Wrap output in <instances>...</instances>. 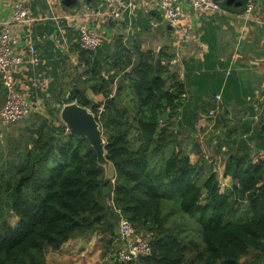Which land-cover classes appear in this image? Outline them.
Instances as JSON below:
<instances>
[{
    "label": "trees",
    "instance_id": "trees-1",
    "mask_svg": "<svg viewBox=\"0 0 264 264\" xmlns=\"http://www.w3.org/2000/svg\"><path fill=\"white\" fill-rule=\"evenodd\" d=\"M80 52L85 77L60 102L94 113L115 175L106 190L94 150L83 135L67 130L59 108L22 119L17 136L6 133L0 140V264H50L46 248L58 250L94 231L108 237L106 255L120 216L151 247L127 264H263L264 121L253 152L229 151L223 175L230 183L221 192L216 173L200 167L203 159L191 163L179 143L164 154L185 92L169 71L170 53L134 47L123 59L99 63L94 52ZM86 84L103 99L89 98ZM3 86L0 80V97ZM201 172L206 176L199 180ZM177 206L198 214L197 228L166 223Z\"/></svg>",
    "mask_w": 264,
    "mask_h": 264
},
{
    "label": "crops",
    "instance_id": "crops-1",
    "mask_svg": "<svg viewBox=\"0 0 264 264\" xmlns=\"http://www.w3.org/2000/svg\"><path fill=\"white\" fill-rule=\"evenodd\" d=\"M16 1L27 4L30 21L10 26L14 51L22 57L13 80L30 113L57 107L82 83L79 79L85 76L80 74L86 65L80 58L78 27L85 25L102 38L93 56L99 63L105 57L123 59L134 47L165 49L173 56L169 71L184 85L183 102L194 97V114L186 125H181L180 115L173 118L170 129L191 163L204 158L196 131L207 136L224 132L225 138L215 141L222 151L217 147L212 157L222 160V167L230 150L241 147L253 152L259 145L264 121V0H253L250 11L246 10L248 0L244 4L217 0L223 11L213 13L194 10L187 0H179L181 15L175 27L163 19L160 0H132L118 17L110 14L111 7L103 0H0V25L10 19ZM30 45L39 58L35 63L28 61ZM85 88L93 101L103 99L88 84ZM184 139L191 141L190 150ZM177 145L176 140L171 143Z\"/></svg>",
    "mask_w": 264,
    "mask_h": 264
},
{
    "label": "built area",
    "instance_id": "built-area-1",
    "mask_svg": "<svg viewBox=\"0 0 264 264\" xmlns=\"http://www.w3.org/2000/svg\"><path fill=\"white\" fill-rule=\"evenodd\" d=\"M132 0H103L111 7L110 14L118 17ZM194 10L207 13L223 11L217 0H187ZM254 5L253 0H248L246 10L250 11ZM159 8L166 23L175 27L180 20L181 11L179 0H160ZM28 7L23 1H16L12 7V14L8 21L0 25V80L5 87L6 99L0 111V126L7 127L20 119L25 118L30 113V107L21 93L18 91L14 80L13 72L22 61L13 48L14 37L10 32L13 23L29 22ZM78 48L83 51L94 52L102 43L100 35L88 29L85 25L78 27ZM39 60L35 49L29 46L28 61L35 63ZM219 98V95H216ZM2 132L0 133L1 136ZM107 203L112 204V199H107ZM115 260L119 263H128L136 259L139 255L150 253L151 247L148 238L136 233L134 226L123 216L119 217L117 234L115 238Z\"/></svg>",
    "mask_w": 264,
    "mask_h": 264
},
{
    "label": "rangeland",
    "instance_id": "rangeland-1",
    "mask_svg": "<svg viewBox=\"0 0 264 264\" xmlns=\"http://www.w3.org/2000/svg\"><path fill=\"white\" fill-rule=\"evenodd\" d=\"M102 52H103V50H102ZM4 90H5V87L3 86L2 91H4ZM5 94H4V96L0 97V111L3 107L4 101L6 99ZM30 114L31 113H29V115L26 116L25 119L29 118ZM193 114H194V97L190 96L183 102L181 112H179V114H178L181 117V121H180L181 125H183V124L186 125L187 122L191 121ZM175 118L177 119V117H175ZM25 119L23 118V120H25ZM23 120L20 119L14 123H11L10 125H8L5 128H2L0 126V133L2 132V134L0 136V140L5 139L4 136L6 133L7 134L11 133V136H17V133L19 132V130L22 129L21 127H22ZM24 125H25V123H24ZM169 130H170V138L168 139L166 149L164 150L165 155H167L169 148L171 147V143L174 140H176V142L179 143V140L177 139V137L176 138L174 137L170 128H169ZM200 132L202 133L203 131H200ZM200 132L196 131V134L198 135L196 138V139H198L197 141L199 142V139H200V142L203 143L202 154H203L204 160L201 163L203 165L200 164L201 165L200 167L203 168V171H205L206 173H208L211 170L216 173L217 180L219 182V190L222 192L229 185L228 180H226L228 178L223 176L224 167H222L220 165L221 163H223V161L222 160L218 161L219 162L218 163V162H216V159L214 160V158H212V157L215 154L217 147H219L218 152L222 151L221 150L222 146H218L217 143H219V141H220L219 139L225 138V134H224V132H220L218 136H212L211 134H210V136H207L205 134H201ZM191 141L194 142V137ZM191 141L189 142L187 139H184V143L186 144L185 146L187 147V150L191 149V145H190ZM215 141H217L216 145H215ZM182 143H183V141H182ZM239 149H241V147ZM208 159H211V161L206 162V160H208ZM225 160H226V158H225ZM224 164H225V161H224ZM218 165H219V168H218ZM205 172L204 173L201 172V175H199V180L201 177L206 176ZM202 174H203V176H202ZM195 177L198 179L196 174H195ZM168 207L170 208L171 205H168ZM169 208L164 207V211H167ZM177 208H178V206H177ZM173 209H174L173 210L174 212L166 220L167 224L173 223L176 226H180L181 224H184V222H185V223H189V225H190L189 227L194 228V226H195L197 228V224H196V219L198 216L197 213L194 215H188V214H184L183 212H181L179 210V208H178V211H176L175 207H173ZM9 221H10L11 225H15L17 219L14 216H11ZM116 227H118V223L115 225V229H116ZM191 231H193V230H191ZM145 237H147V236H145ZM105 238H108V237L103 232H99V231H94V232H91V233H88V234H85L82 236H77V237L72 238L70 243L66 244V246H64V248L62 250L60 249L56 252H53V250L46 248L45 256H46L47 260L51 261L54 264H116L115 263V254H116L115 238H116V236H114L112 238L113 241H112V244H111V247H110V250L108 251V253L106 255H103V240ZM243 261H244V259L241 260V262H243Z\"/></svg>",
    "mask_w": 264,
    "mask_h": 264
},
{
    "label": "water",
    "instance_id": "water-1",
    "mask_svg": "<svg viewBox=\"0 0 264 264\" xmlns=\"http://www.w3.org/2000/svg\"><path fill=\"white\" fill-rule=\"evenodd\" d=\"M57 107L59 108L58 116L67 130L70 133L83 135L88 140L95 152L97 163L104 169L103 186L108 190L106 186L113 179L115 172L111 162L106 158L105 140L94 113L74 101L58 103Z\"/></svg>",
    "mask_w": 264,
    "mask_h": 264
}]
</instances>
